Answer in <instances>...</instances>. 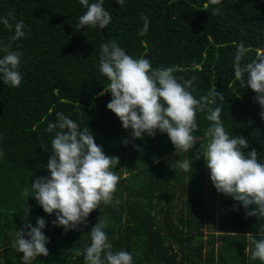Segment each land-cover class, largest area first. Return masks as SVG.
Returning a JSON list of instances; mask_svg holds the SVG:
<instances>
[{"label":"trees","instance_id":"trees-1","mask_svg":"<svg viewBox=\"0 0 264 264\" xmlns=\"http://www.w3.org/2000/svg\"><path fill=\"white\" fill-rule=\"evenodd\" d=\"M103 7L112 17L107 27L80 29L86 9L79 0H0V17L13 12L26 26L25 37L11 42L22 53L21 84L0 81V264H24L12 243L17 230L25 223L36 227L37 218L46 222L49 256L29 264H84L89 233L102 219L108 221L112 250L130 252L133 264H262L251 258L248 236L264 239V218L246 216L254 206L245 210L224 194L216 207L217 190L202 156L209 142L207 111L197 114L196 144L188 152L159 130L134 139L107 108L109 81L99 62L100 46L115 41L133 58L149 59L154 69L174 67L181 83L195 77L189 90L197 98L212 89L222 92L226 130L247 139L245 153L255 148L264 163V109L233 69L241 43L249 49L244 62L264 54V0H125L123 7L104 0ZM142 16L149 21L143 36ZM13 35L0 24V42L9 43ZM58 112L81 129L89 127L105 154L119 158L114 170L121 177L112 202L101 203L85 226L68 231L52 223L55 213H45L34 196L21 195L50 175L46 164L55 133L46 129ZM185 159L192 166L188 172L179 168ZM180 203L185 207L178 208ZM204 221L210 225L206 235Z\"/></svg>","mask_w":264,"mask_h":264},{"label":"clouds","instance_id":"clouds-1","mask_svg":"<svg viewBox=\"0 0 264 264\" xmlns=\"http://www.w3.org/2000/svg\"><path fill=\"white\" fill-rule=\"evenodd\" d=\"M210 2L221 5V0ZM79 3L86 9L79 17L80 29L86 26L103 29L111 23V14L103 7L104 0L91 3L79 0ZM116 3L123 7L125 0H116ZM219 11L220 8L215 9L216 13ZM142 19L141 36L149 27L148 17L142 16ZM0 24L14 31L9 43L0 42V52L4 53L0 56V81L10 87H19L23 79L19 70L22 53L12 50L11 42L25 37L26 26L22 20L16 21L13 12L0 17ZM100 47L99 71L109 81L105 92L111 93L107 108L119 118L122 127L131 129L134 139H142L145 133L154 137L159 130L168 135L177 150L188 152L196 144L193 133L198 129L197 114L207 111L206 119L211 124L207 128L209 142L202 156L215 189L239 202L245 210L254 206L251 211H246V216L264 218V163L258 159L255 148L245 153L249 147L247 139L241 135L232 136L226 130L221 115L223 93L212 89L197 98L189 90L195 77L181 83L174 75V67L154 69L149 59L133 58L115 41ZM248 52L243 43L237 46L234 77L244 88L256 93L255 101L264 109V54L244 62ZM260 116L264 119V110ZM46 131L55 133L51 140V157L46 164L50 175L37 178L31 189L24 188L21 195L25 198L34 196L45 213H55L56 219L52 222L55 226L65 231L76 229L78 225L86 224L89 215L101 203L112 202L121 179L114 170L119 158L106 155L102 146L95 142L89 127L81 129L62 112L56 113L55 122H50ZM178 163L183 171L192 170L189 160ZM36 223V227L25 223L12 243V247L23 254L24 264L38 256H49L46 245L50 240L43 232L46 222L37 218ZM107 227V219L98 220L92 227L90 245L84 249V264H133L130 252L112 250L105 231ZM248 239L254 246L251 258L264 264V239L257 240L251 235ZM80 254L78 251L77 255Z\"/></svg>","mask_w":264,"mask_h":264},{"label":"rangeland","instance_id":"rangeland-1","mask_svg":"<svg viewBox=\"0 0 264 264\" xmlns=\"http://www.w3.org/2000/svg\"><path fill=\"white\" fill-rule=\"evenodd\" d=\"M206 169H207V167H206ZM207 174H208V176L210 177V170H207ZM190 195L192 196V197H194V194L193 193H190ZM217 195H218V202L216 203V207H218V205L221 203V201H222V198L221 197H223L222 196V194L221 193H218L217 192ZM209 197V196H208ZM179 199H178V197H177V201H178ZM181 207H185V205L183 204V203H180V205L178 206V208H181ZM207 208V207H206ZM205 222V230H204V232H205V235L206 234H208V232H210V225L208 224V222H206V221H204ZM82 226H85V224H81ZM18 231V230H17ZM25 238H27V236H25ZM2 262V259H0V263Z\"/></svg>","mask_w":264,"mask_h":264}]
</instances>
